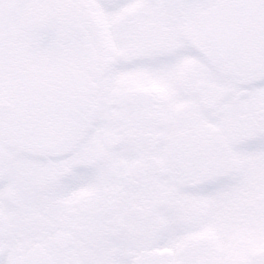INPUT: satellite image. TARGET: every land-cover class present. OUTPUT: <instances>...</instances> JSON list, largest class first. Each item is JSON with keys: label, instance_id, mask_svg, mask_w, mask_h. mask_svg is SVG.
Masks as SVG:
<instances>
[{"label": "flooded vegetation", "instance_id": "af4514ba", "mask_svg": "<svg viewBox=\"0 0 264 264\" xmlns=\"http://www.w3.org/2000/svg\"><path fill=\"white\" fill-rule=\"evenodd\" d=\"M218 1L0 0V32L7 30L11 39L7 49L0 40L3 60L11 57L19 87L39 93L31 111L57 123L55 130L17 138L18 144L30 141L38 160L67 148L84 155L85 138L95 157L99 138L110 152L120 150L123 125L96 131L101 107L108 104L105 93L146 91L148 102L131 112L133 121L143 118L144 129L126 131L130 141L119 151L135 158L105 162L101 172L97 163L69 162L66 156V164L47 162L45 175L43 163H34L27 168L36 177L28 205L18 188L4 189L10 180L20 181L19 169L0 163V220L6 224L10 215L15 224L0 226V264H264V245L256 248L250 236L259 231L243 224L244 209L228 214L229 202L242 203L246 186L231 185L237 194L229 198L227 180L242 169L239 164L213 169L217 136L201 108L215 106L222 86L197 80L201 70L194 66L185 70L188 74L178 70L183 55L193 53L203 65L216 67L219 60L240 75L261 68L264 60L260 68L241 66L238 53L245 49L230 53L236 45L228 33H221L222 47L212 43L220 22H200L199 14ZM10 4L13 36L5 14ZM178 89L196 95L198 103L180 110L178 120L171 119L174 131L166 132L162 107L179 101ZM241 91L247 89L235 96ZM225 117L231 140L251 136L243 135L246 123L239 109ZM70 123L71 133L66 131ZM221 151L229 153L225 146ZM26 216L23 227L19 219Z\"/></svg>", "mask_w": 264, "mask_h": 264}, {"label": "rangeland", "instance_id": "374dc122", "mask_svg": "<svg viewBox=\"0 0 264 264\" xmlns=\"http://www.w3.org/2000/svg\"><path fill=\"white\" fill-rule=\"evenodd\" d=\"M6 24L8 30H10L7 22ZM8 35L9 32H7V30L0 32V40H4L6 49L7 45H9V43H7L9 42L8 40H11ZM181 53H183V50H181ZM193 55L194 56L189 54L183 55L178 67L179 72L188 74L189 71L185 70H188L190 66H194L196 69L201 70L200 73L196 71L197 80H209L210 82H215L222 86L223 89L219 95L221 98L214 99L213 101L215 106L211 109H205L204 107L201 108V115L212 121L210 128L215 131L217 136V141L213 142V169L215 170L225 164H227V167L230 170L234 168V164H239V169H242L239 171L240 173L235 171L234 173L229 174L227 181L230 185L226 192L229 198L234 195L233 192L237 189L236 187H230L231 185L238 184L239 187L242 185L246 186V190L241 193L239 197L242 200V203L229 202V218H231V215H235L236 210L244 209L245 217L243 219V224L250 228L251 232L259 231L250 235L252 238L251 242L256 244V248L262 247L264 245V62L260 66L261 68L258 67L260 69L253 74L240 75L236 70L231 68L228 69L225 65L219 63V60L217 61L215 59L218 63H216V67L213 65H203V62L195 56V53H193ZM3 59H5V55H2L1 52L0 147H2L3 150L0 152V163H4L8 168L14 164V166L19 169L20 173V181L17 180L15 183L13 180H10V182L5 184L4 189L18 188L20 195L25 199V204L28 205L36 177L33 174H30V171L29 169L27 171V168H31V165L34 163H43L42 173L45 175L44 169L47 162L51 163L52 161V163H59V159H63L66 164L68 160L66 156H69V162L97 163L102 172V164L105 162L113 163L122 162L123 160L131 161L136 157L135 154H121L119 151H121V148L126 146L130 141V139L126 137L127 135H125L126 131H140L144 129L143 124L140 122L143 118L133 121L131 118V112L134 108L140 109L148 104L146 100L144 102V97L147 92L139 90H119L105 93L106 95H109V97H107L108 104L101 107L100 116L103 115V117L102 120L99 119L96 131L99 132L102 127L110 128L114 124L123 125V143L118 145L120 150L117 147V150L110 152V150L103 146V143L99 138L100 149L96 151L99 154L95 157L88 151V147L91 146L92 143L89 139L85 138L83 140L84 142L80 145L83 147L80 151H83L84 155H79V153L75 154L67 148V152L64 150H61L60 152L54 151L52 156H50L51 159L40 158L38 160V157L34 155L37 154V151H35L32 147L33 145L29 143L30 141L26 139L24 140L26 141V144H18L16 141L18 140L17 138L22 136L24 139V137L31 136V134L37 131L55 130L57 128L53 126L57 125V123H49L38 113L34 114L31 111L30 102H32L35 95H39V93L29 90L27 87H19L18 77L15 74L11 57L6 61L11 63L10 66H8ZM201 67L202 69H200ZM221 70H223V73L220 72ZM23 82H28L27 78L23 79ZM243 88H246L247 92H242L238 96H235L236 92L243 90ZM174 95L179 101H166L164 102L165 105L162 107L161 116L166 119V127L162 129L166 132L174 131V124L171 119L174 118L175 121H177V115L180 110H183L189 103L190 105H196L198 103L195 100L196 95H192L191 97V94H186L179 89L174 92ZM178 95H180V97ZM110 98L112 102H109ZM126 99L128 100L126 101ZM175 103L179 104L175 105ZM148 108L151 109L152 107L148 106ZM238 109L244 114V120L246 123V127L242 130L243 135L245 136L249 131L251 132V136H245L244 139L231 140L229 134L227 135L231 129L224 125V122L227 120L225 116H228L230 112L238 111ZM235 116H233V119L236 118ZM145 127L148 128L147 126ZM148 129L153 130L152 128ZM59 130L62 129L60 128ZM73 130L74 128L71 127L70 123L68 128H66V131L71 133ZM69 145L70 147L72 146L71 144ZM18 146L21 147L19 148ZM224 146L228 147V154H222L221 148ZM259 174H263V176L259 178ZM247 184H253V186L248 187ZM235 194H237V192H235ZM215 204L216 203L213 204L215 207L213 210L216 209ZM24 211L27 213L28 210L24 209ZM11 217L12 216L10 215H6L4 217L6 224L0 220V226H6L9 224L14 227L15 224L13 225V223L10 222ZM19 220L23 227L28 225V216L22 217ZM260 228L262 229L260 230Z\"/></svg>", "mask_w": 264, "mask_h": 264}, {"label": "water", "instance_id": "95a60500", "mask_svg": "<svg viewBox=\"0 0 264 264\" xmlns=\"http://www.w3.org/2000/svg\"><path fill=\"white\" fill-rule=\"evenodd\" d=\"M248 6H251L247 9ZM214 10L211 11L206 17L203 19H223L226 22V19L232 26L244 25L250 27V33L255 42L258 45V48L255 52L256 57H252L250 60L248 55L244 56L242 59L244 60L245 65H258L264 59V0H225L217 5ZM241 11H244L242 14ZM250 11H255V22H243L245 20V14ZM228 12H232L228 14ZM259 13H261V17H259ZM6 19L8 20V27L10 29V35L13 36L14 29V19H15V8L10 4L8 10L5 11ZM249 17V16H248ZM253 18H250L253 20ZM260 23V27L256 24ZM253 26V27H252ZM256 67V66H255ZM243 91L239 92L241 94Z\"/></svg>", "mask_w": 264, "mask_h": 264}, {"label": "bare ground", "instance_id": "6f19581e", "mask_svg": "<svg viewBox=\"0 0 264 264\" xmlns=\"http://www.w3.org/2000/svg\"><path fill=\"white\" fill-rule=\"evenodd\" d=\"M251 6H248L247 7V9H249ZM244 11H241L240 13L242 14ZM202 15H204V17H206V13L205 12H203V13H201ZM249 16V17H248ZM253 17H255V11H250V12H247L246 14H245V21H249V20H251L250 18H253ZM259 17H261V13H259ZM253 20H254V18H253ZM260 23L261 22H259L258 24H256L258 27H260ZM223 27V26H222ZM253 27V26H252ZM240 28H247V26H243V27H240ZM261 28V27H260ZM219 29H222L221 27L219 28ZM219 29H217V31L215 32V34L218 36V37H220L221 36V33L223 32V34H226V33H228V31H220ZM207 30V29H206ZM204 34H206L207 35V32H205L204 31ZM229 43H231V42H229ZM237 45L238 46H241V44L240 43H238L237 42ZM246 53H247V51H245V52H241V55H243V56H246ZM250 57H248L250 60H252L253 58H254V56H252V55H249ZM253 57V58H252Z\"/></svg>", "mask_w": 264, "mask_h": 264}]
</instances>
